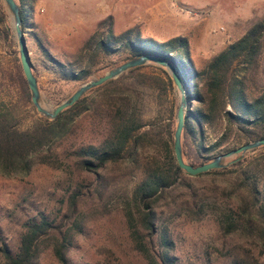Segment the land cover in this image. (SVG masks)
<instances>
[{"label":"rangeland","instance_id":"rangeland-1","mask_svg":"<svg viewBox=\"0 0 264 264\" xmlns=\"http://www.w3.org/2000/svg\"><path fill=\"white\" fill-rule=\"evenodd\" d=\"M0 7L10 32V40L0 38V107L13 109L18 128L26 130L48 118L18 91L15 70L20 60L12 16L3 0ZM107 18L115 35L133 29L142 39L158 42L184 37L193 68L201 72L213 56L264 19V0H35L24 35L42 107L54 109L82 85L125 63L126 51H113L107 57H91V50L81 51L98 23ZM149 64L140 72L160 74ZM79 70L88 77H69ZM136 74L127 71L107 90L91 89L81 98L89 103L108 91H126L142 117L143 130L156 131L166 124L176 127L179 92L174 83L172 91L159 97L149 84H138ZM104 120L96 112H85L63 140L36 157L28 175L0 176V247L5 244L16 249L23 224L43 214L69 230L68 264H147L146 253L137 249L148 238L140 225L141 206L133 190L146 169L168 162V153L148 138L133 165L109 164L96 175L80 169L74 152L102 140ZM218 131L219 126L207 129L206 146L214 142L213 133ZM189 145L187 141L185 150L194 156L195 148ZM238 146L229 143L208 156L214 159ZM231 160H223V166ZM197 176L182 175L179 184L154 205L159 220L152 243H147L148 253L158 256L167 250L176 264H231L234 260L264 264V249L252 236L241 230L224 233L221 228V222L227 226L236 218L235 201L230 196L233 178ZM73 192H77L78 201L70 217L69 196ZM49 244L41 243L43 251L36 264H59Z\"/></svg>","mask_w":264,"mask_h":264},{"label":"trees","instance_id":"trees-1","mask_svg":"<svg viewBox=\"0 0 264 264\" xmlns=\"http://www.w3.org/2000/svg\"><path fill=\"white\" fill-rule=\"evenodd\" d=\"M16 2V1H15ZM35 0H18L21 28L25 34L27 14L31 12ZM5 14L0 7V38L8 41L10 32L4 26ZM92 51L91 57L109 56L113 51H126L128 56L122 62L141 55H152L176 66L188 90V107L181 135L182 157L192 166L210 163L208 154L223 148L229 143L242 145L264 139V19L253 24L238 40L213 56L201 72L193 68L189 58L188 42L184 37H174L164 42L142 39L133 29L115 35L110 26V18L98 23L96 30L85 42L83 51ZM118 64V63H117ZM115 64V65H117ZM160 74L140 72L147 65L128 70L135 75L138 84H149L157 96L173 89V81L166 70L149 64ZM70 78L84 80L88 73L83 70L71 72ZM118 80V79H117ZM117 80H110L91 92L107 90ZM15 82L21 97L31 104L30 92L20 65L16 66ZM99 100L85 102L80 98L74 105L60 112L54 119L34 123L26 130L18 128L13 109L0 107V176L13 178L28 175L35 159L47 153L51 147L63 140L73 123L85 112H96L104 120V135L97 144L81 146L75 150L77 165L91 174H98L109 164L137 163V154L148 138L161 144L167 151V163L146 169L143 179L133 190V195L141 206L140 225L146 232L147 242L139 243L137 249L146 253L147 264H176L168 251L156 256L148 253L147 243H152L157 233L159 220L154 205L169 189L179 184L186 175L176 163L173 152L175 127L166 124L156 131L143 130L145 124L128 93L105 92ZM100 95V96H101ZM174 103H172V106ZM173 113V109L171 110ZM219 126L213 133L214 142L206 146L207 129ZM186 140V142H185ZM195 148V155L185 150V144ZM192 143V145H191ZM194 143H196L194 145ZM255 152L260 154L253 155ZM197 162V163H196ZM222 175L233 178L230 196L235 201L234 222L221 228L224 233L241 230L252 236L261 249H264V146L233 157L220 169L198 175ZM78 194L69 196L70 217L75 212ZM48 241L52 246L53 257L59 264H68L66 253L72 242L68 229L63 230L41 214L23 224L16 249L8 245L0 247L1 264H36L43 248L41 243ZM167 246L166 242H163ZM148 253V254H147ZM231 264L238 263L236 260Z\"/></svg>","mask_w":264,"mask_h":264},{"label":"water","instance_id":"water-1","mask_svg":"<svg viewBox=\"0 0 264 264\" xmlns=\"http://www.w3.org/2000/svg\"><path fill=\"white\" fill-rule=\"evenodd\" d=\"M3 1L12 16V28L17 41L20 65L28 89L30 91L31 103L36 108L37 112L44 115L45 117L49 119H54L60 112L74 105L87 91L102 86L110 80L118 78L121 74L127 72L130 69L152 63L166 69L167 73L171 77L175 87L179 92V103L176 110V127L173 134V152L177 165L186 174L191 176H197L209 172L211 170L220 169L223 167V160L242 155L246 152L264 146V139H260L254 142L242 144L235 149H232L224 154H220L216 156L213 161L207 164L192 166L184 162L182 157L181 135L184 128V118L188 106V90L176 66L166 60L152 55L138 56L109 70L102 76L92 79L89 83L79 87L69 99L65 100L52 110L42 107V105L40 104V94L38 90L37 81L32 73L25 35L21 28V18L19 14L18 5L16 4L15 0Z\"/></svg>","mask_w":264,"mask_h":264}]
</instances>
